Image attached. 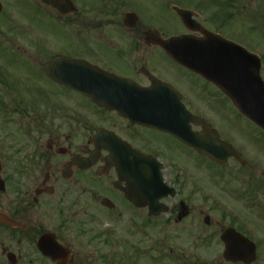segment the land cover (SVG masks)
Returning <instances> with one entry per match:
<instances>
[{"label": "flooded vegetation", "instance_id": "1", "mask_svg": "<svg viewBox=\"0 0 264 264\" xmlns=\"http://www.w3.org/2000/svg\"><path fill=\"white\" fill-rule=\"evenodd\" d=\"M31 1L36 18L56 23L73 38L69 50L47 54V61L67 55L129 82L117 91V109L111 110L54 82L60 90L53 92L56 104L46 115L35 94L14 97L11 108L0 98V111L9 110L0 113V264H264V171L243 172L249 167L244 152L237 151L243 148L218 133L238 155L220 165L170 133L123 115L131 116L133 109L136 116L150 115L145 99L156 78L177 89L186 107L217 130L212 118L192 108L200 101L209 114L212 98L227 99L211 80L191 69L151 73L141 66V74L135 69L167 57L162 38L205 37L184 24L177 8L194 11L193 18L213 32L222 31V23L206 20L198 3L183 0H70L69 5L56 0L63 12ZM14 49L10 57L16 64ZM120 61L129 66L117 73L112 65ZM187 73L213 89L191 83ZM61 97L64 102L57 101ZM253 126L264 148V132ZM202 128L193 125L196 132ZM112 134L123 143L119 152ZM131 149L147 156L146 167ZM189 154L202 160L200 165H188ZM153 157L164 165L167 188H154ZM206 161L211 169L203 168ZM198 169L204 171L200 178L193 175ZM164 207L167 213H161ZM163 220L180 225L178 250L189 251L190 259L172 248L166 253L158 234Z\"/></svg>", "mask_w": 264, "mask_h": 264}, {"label": "rangeland", "instance_id": "2", "mask_svg": "<svg viewBox=\"0 0 264 264\" xmlns=\"http://www.w3.org/2000/svg\"><path fill=\"white\" fill-rule=\"evenodd\" d=\"M183 1L191 3L201 1L202 5L208 10L205 12L207 15L210 13V8L212 13L216 11L215 15H219L218 20L226 21L230 19L231 21L229 20L224 26L223 35L237 43L243 44L248 50L250 49V51L264 57V0H214L213 3L210 0ZM1 2L5 7V11L0 20V36L2 38L0 41V75L3 74L5 82L4 80L0 82V98L5 101L7 107H10L14 97L23 99L24 96L25 98H29L30 94H35L38 96V109L42 115H46L50 110V106L54 103L56 104V98L52 96L53 92L60 89L57 86L51 85V81H49L50 79L44 73L42 65L49 58L47 54L58 50H69L74 44L73 38L65 30L61 31L56 23L39 21L33 18L37 14L38 8H36L34 2L31 0H1ZM261 9L262 13H260ZM161 22L164 24L163 20ZM212 26L215 27V25ZM9 38H11V43L4 40H8ZM11 44L17 51L16 64H13L11 61L10 53L13 49ZM29 55L33 56L31 57V61L28 59V57L30 58ZM125 62L120 61L112 65L113 70L117 73L124 72V68L129 66ZM143 63L136 65L135 74H141L139 72L141 66H145L151 73L154 71L185 70L175 62L167 59L165 55L158 62L151 63L152 67L147 65L149 62ZM262 67V75L264 77V59ZM152 70L154 71L152 72ZM126 73L127 75L132 74L129 71H126ZM186 76L191 83L202 86L206 91L213 89L208 82L206 83L197 76L188 73ZM166 78L170 81L172 80L169 76H166ZM7 86H11V89L9 90ZM184 89H186L185 86L182 90ZM46 92H48V95H46ZM57 101L64 102L65 99L61 97ZM203 107L205 105L200 101L194 102L192 106L196 113L204 116L207 115L213 119V123H215L213 125L214 127L216 126L219 134H222L223 137L227 138L231 143L236 144V146L243 148L237 149V151L244 152L243 157L249 165L243 172H263L264 148L262 147L263 143L259 140L261 137L257 135L259 132L237 112L232 102L219 96L211 99L212 110L209 114L202 111ZM0 113L9 114V110L0 111ZM172 152L174 155H177L174 147L172 148ZM186 157L190 166L200 165L202 162V160L191 154ZM184 163H186L185 159ZM204 167L211 169L213 164L206 161ZM195 171L196 173H193V175L198 178L204 173L201 169ZM165 220L161 222L162 226L159 227L158 234L159 238L163 239L166 253H169L172 248L174 249V253L182 255L184 252L187 258L190 259L189 251L179 252L178 250L179 245L183 241L179 236V231L182 230L179 228L180 225H175L171 222L169 224Z\"/></svg>", "mask_w": 264, "mask_h": 264}, {"label": "water", "instance_id": "3", "mask_svg": "<svg viewBox=\"0 0 264 264\" xmlns=\"http://www.w3.org/2000/svg\"><path fill=\"white\" fill-rule=\"evenodd\" d=\"M44 1L52 3L51 0ZM1 9L2 4L0 3V11ZM181 12L185 19L187 14L184 11ZM203 31L207 36L204 40L190 41L185 36L173 37L168 41L161 42L160 45L173 60L188 69L217 67V74L219 72V75L214 78L207 74L209 80L213 81L230 97L239 112H242L251 122H255L264 130V79L261 77V57L229 39L210 33L207 30ZM64 64H67V66L63 67ZM44 70L53 80L75 89L80 88L98 106L115 108V106L107 103L106 100H102L100 95L98 96L94 86L89 81H85L86 84L80 85V87H77L76 82L73 81L115 76L114 74L108 73L100 67L86 64L80 60L75 61L66 56L55 57L51 62L44 65ZM155 82L157 83L158 81ZM167 89L173 92L171 87L168 86ZM174 95L177 102H179L180 95L176 92ZM183 108L186 123L190 124V121L198 122L200 120L186 111L185 107ZM151 124L160 129H165V131L168 130L175 136H179L181 140L218 163L226 162L232 154H235L233 148L223 142L210 126L205 125V129L196 134L192 132L191 126L186 130L179 131L178 129L163 127L160 122ZM98 139L99 136L97 135V147H99ZM158 176V179L163 182L160 173Z\"/></svg>", "mask_w": 264, "mask_h": 264}]
</instances>
